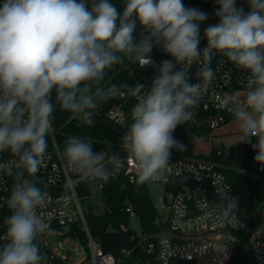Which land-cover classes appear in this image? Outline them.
<instances>
[{"label": "clouds", "instance_id": "obj_1", "mask_svg": "<svg viewBox=\"0 0 264 264\" xmlns=\"http://www.w3.org/2000/svg\"><path fill=\"white\" fill-rule=\"evenodd\" d=\"M215 3L219 22L204 29L203 48L200 25L208 14L183 0H122V7L112 0L0 3V154L14 157L16 169L0 164V170L16 176L0 264H42L44 259L35 241L50 231L40 214L50 196L37 187L36 173L45 162L56 106L90 125L99 104L125 94L135 98L122 145L141 183L166 180L171 151L185 150L173 132L192 119L214 79L210 65L219 53L248 73L243 99L225 93L220 103L239 127V142L255 140L254 160L264 167V0H248L247 12L237 0ZM154 47L172 59L154 65L157 75L150 87L103 85L116 65H153ZM197 63L199 82L193 83L189 70ZM62 156L84 178L107 181L115 174L87 139L69 137ZM234 208L231 202L221 209L226 217Z\"/></svg>", "mask_w": 264, "mask_h": 264}, {"label": "built area", "instance_id": "obj_2", "mask_svg": "<svg viewBox=\"0 0 264 264\" xmlns=\"http://www.w3.org/2000/svg\"><path fill=\"white\" fill-rule=\"evenodd\" d=\"M3 0H0L2 3ZM186 7L197 8L208 14V19L201 23L200 48L207 44L203 31L209 25L219 22L214 16L218 5L215 0H183ZM237 7L248 11V0H237ZM151 58L160 64L165 59H172L162 48L154 47ZM158 57V59L155 58ZM200 65L191 66V82L197 83L195 72ZM215 76L211 84L203 91L198 105L194 108L193 117L185 124L179 125L190 131L189 135L215 138L219 141L218 129L234 120L231 112L222 107L220 101L225 93H232L237 99H243L247 89L248 73L228 61L219 53L213 55L211 62ZM187 67V65H183ZM143 71L135 74L132 83H143L150 87L157 69L151 66L143 67ZM179 68V66H177ZM147 91V89H145ZM136 99L125 94L117 96V100L106 107H97L93 121L103 117L109 122L120 136V140H106V146H101L91 136H84L74 132L64 133L52 126L49 133L48 147L44 165L36 173L37 187L47 191L50 200L41 215L50 225V233L61 236V240L53 247L49 245L46 236L41 235L35 241L43 256L42 264H127L125 258L115 257L102 249L99 239L94 237L87 226L82 199L78 189L82 183L89 188L94 184L100 191L104 180L84 178L78 171L69 168L62 156L65 142L69 137H80L91 142L95 152L105 154L106 163L116 175L125 173L130 182H140L135 172H128V153L122 145L121 137L131 124V113ZM63 125L74 129L84 123L81 119L70 114ZM87 125V124H86ZM58 133L63 135L62 143L58 141ZM216 136V137H215ZM117 157L115 164L112 157ZM253 151L248 158L250 175L264 186V167L256 163ZM11 155L0 158V164L5 168L15 165ZM167 179L163 182L165 194L161 206L165 208L166 229L162 231L143 233L136 231L137 244L145 253L148 264H226L232 256L242 234L246 235V245L256 264H264V226L257 218L255 210L247 211L241 207V199L233 192L229 182L217 166L207 158L194 155L191 151L187 155L171 153L169 169L165 173ZM110 177V178H111ZM25 179H29L27 173ZM16 181L15 174L9 176L0 170V241L5 243L4 220L11 214L8 198ZM170 195V198H168ZM90 194L88 195V199ZM235 202V208L228 216H224L221 208ZM131 216V207H127ZM68 230H64L65 226ZM72 227L79 228L84 234V240L77 235ZM121 229H126L124 224ZM61 231L60 234H55ZM124 256H130L132 251L122 250Z\"/></svg>", "mask_w": 264, "mask_h": 264}, {"label": "trees", "instance_id": "obj_3", "mask_svg": "<svg viewBox=\"0 0 264 264\" xmlns=\"http://www.w3.org/2000/svg\"><path fill=\"white\" fill-rule=\"evenodd\" d=\"M117 7H122V0H112ZM139 27L137 31H139ZM156 59L158 57L155 56ZM144 68L137 66L131 61H126L123 65H116L110 70L103 85L105 87L112 84H130L135 74L143 71ZM117 100V97L111 98L98 107H106L108 104ZM71 113L63 111L56 106L53 113V126L64 133L74 132L84 136H91L97 140L99 145L106 146V140H120V136L109 122L102 116L97 118L90 125H82L74 129L71 126L63 125L66 118ZM189 130L177 127L173 132V137L183 142L184 151L173 149L171 153L178 155H187L190 152V144L187 140ZM58 141L62 143L63 135H57ZM252 143H245V156L238 160L235 155V144H232L225 150L214 148L207 158L212 161L217 168L224 174L229 182L233 192L241 199V207L247 211L255 210L257 218L264 221V186L251 177L248 158L253 153ZM5 152L0 154V158L9 156ZM150 182H130L125 173L116 175L104 181L101 189V211L96 212L95 207L90 203L88 195L90 188L87 183H82L78 189V194L83 196L82 203L84 208L85 219L90 233L99 239L102 249L109 252L115 257L125 258L127 264H148L145 253L137 244V237L133 236L135 230L129 226L131 215L128 206L137 217L140 230L143 233H152L166 229V221L163 220L162 214L154 205L150 193ZM168 190L165 189L167 195ZM124 224L126 229H121L120 225ZM77 235L84 240V234L79 228L72 227ZM246 235L238 242L232 256L226 264H256L249 249L246 245ZM0 244H3L0 241ZM130 250V256H124L122 250Z\"/></svg>", "mask_w": 264, "mask_h": 264}, {"label": "rangeland", "instance_id": "obj_4", "mask_svg": "<svg viewBox=\"0 0 264 264\" xmlns=\"http://www.w3.org/2000/svg\"><path fill=\"white\" fill-rule=\"evenodd\" d=\"M217 133L220 137L219 141H217L215 138L199 137L197 134L189 135L187 140L190 144V151L196 156L207 158L214 148L225 150L232 144H235L234 155L238 160H242L245 156L246 142H239L241 138V132L235 120H232L228 124L220 127ZM149 193L154 205L162 214L163 220H165L166 211L165 208L161 206V201L165 195L164 183L150 182ZM168 198H170V195H168ZM89 201L95 207L96 212L101 211V191L96 188L94 184H91ZM262 225L264 226V221ZM129 226L136 231L140 230L139 221L136 216H131ZM64 230H68L67 225L65 226ZM44 236L47 237L51 247L58 243L62 238L61 236L54 235L50 232H46Z\"/></svg>", "mask_w": 264, "mask_h": 264}, {"label": "water", "instance_id": "obj_5", "mask_svg": "<svg viewBox=\"0 0 264 264\" xmlns=\"http://www.w3.org/2000/svg\"><path fill=\"white\" fill-rule=\"evenodd\" d=\"M152 61H153V65H148V66H151L153 68H156L154 65H157V63H155V61L153 60L152 58ZM128 172H135L134 171V166H133V163L129 160V168H128ZM61 231H56L55 234H60Z\"/></svg>", "mask_w": 264, "mask_h": 264}]
</instances>
